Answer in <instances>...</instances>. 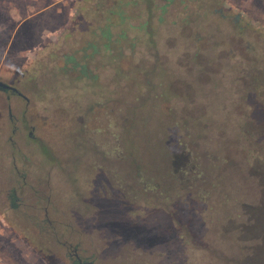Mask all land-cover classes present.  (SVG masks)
Returning <instances> with one entry per match:
<instances>
[{"label": "rangeland", "instance_id": "obj_1", "mask_svg": "<svg viewBox=\"0 0 264 264\" xmlns=\"http://www.w3.org/2000/svg\"><path fill=\"white\" fill-rule=\"evenodd\" d=\"M195 5L172 2L167 23H153L152 48L140 41L119 59L82 61L93 17L72 24V0H0V80L22 78L15 85L29 98L10 95L12 121L0 93V264H77L74 251L92 264H264V232L242 231L241 203L257 201L255 182L235 166L194 181L189 171L190 154L207 166L206 152L224 153L235 120H254L239 86L243 42L257 35L230 20L241 14L264 35V0H219L224 20L208 8L193 15ZM197 49L201 65L191 59ZM206 111L232 121L211 140L190 126L192 112ZM128 186L135 208L109 217L106 200ZM128 218L146 236L138 247L122 233Z\"/></svg>", "mask_w": 264, "mask_h": 264}, {"label": "trees", "instance_id": "obj_2", "mask_svg": "<svg viewBox=\"0 0 264 264\" xmlns=\"http://www.w3.org/2000/svg\"><path fill=\"white\" fill-rule=\"evenodd\" d=\"M163 1V3H158L157 0H72L76 13L72 24L80 26L83 24V20H86L87 14L93 17V20L89 19L87 24V29L93 40L84 42L85 45L80 49V59L83 61L85 58L101 52L119 59L123 57L125 49L134 51L140 41H144L147 46L152 48L155 44L154 35L158 31L153 23L166 24L164 14L168 12L171 3L176 2V0ZM179 1L182 3L184 0ZM191 2L196 3L195 6L190 7V13L193 15L199 16L202 9L208 8L211 11L213 10L214 13L221 15L222 20L228 16L227 14H222L223 11L216 9L215 5L219 0H190ZM143 5L144 7H142ZM184 9L186 8L184 7ZM156 11L159 13L155 16ZM143 13H146L145 18H143ZM182 21L185 22V26L187 21L184 19ZM213 21L215 22L216 20ZM230 22L239 32H253L257 35L256 42H248L246 40L243 42L242 47L245 51L247 69L239 86V89L243 92L241 100H245L246 106L252 108L254 120L252 119L253 122H249L247 116V120H244L243 117L238 122L237 120L233 121L236 130L235 134L222 141L224 153L221 150L206 152L207 157H210L207 166H203L198 160L200 153L197 154L195 152L194 156L190 154V180H199L200 175H205L210 170H218L225 165L232 168L235 166L241 176L247 177L248 179L246 180L255 182L259 192L257 201L255 203L245 201L241 203L242 213L247 220L246 223L242 224V231H244V237L262 239L261 235L264 232V35H261L262 33L241 14L231 18ZM168 24L172 27L177 25L176 21H170ZM178 26L181 25L178 24ZM200 52L201 50L197 49L192 53L191 59H193L194 65H201L198 63L201 60ZM37 60L41 62L40 58ZM63 61L71 62L75 66L73 55H63ZM27 71L29 70L27 69ZM78 73L82 74L83 71L79 70ZM26 78L30 79L29 76ZM12 80L16 84V82L21 83L23 79L14 77ZM23 85L25 86V84ZM25 87L27 88V86ZM240 103L241 101L237 102L238 105ZM243 113L244 111L241 113L242 116ZM226 115L218 118L211 113L208 114L207 111L200 115H195L192 112L190 114V126L196 127V131L199 130L196 133L197 139L203 136V130H205L211 134H208V139L211 140L214 138L213 133L215 131L219 129L226 131V127L231 125L230 113ZM254 134L255 137L253 136ZM233 149L235 152L240 153V159H237V161L231 157L230 153L234 152ZM177 163L179 162L174 160L173 167H171L170 171L167 170L168 173L174 172L173 168L176 167ZM200 180L199 187H202L201 184L207 183L203 178ZM204 190H206L205 192L208 191V189ZM136 195V190L128 186L125 191L119 189L117 193L110 196L105 202L108 206L107 209L109 210L110 208L109 211L112 213L109 217L119 220L124 214L123 210L131 211V209L135 208ZM125 221H128V225L124 227L122 233L127 238L133 239L136 247L140 246L146 237L142 234V227L132 218H128Z\"/></svg>", "mask_w": 264, "mask_h": 264}, {"label": "flooded vegetation", "instance_id": "obj_3", "mask_svg": "<svg viewBox=\"0 0 264 264\" xmlns=\"http://www.w3.org/2000/svg\"><path fill=\"white\" fill-rule=\"evenodd\" d=\"M6 83L9 84L12 87H15L18 92H21L18 89V87L15 85V82H6ZM0 93L3 94L2 95L3 100H1V101H4L5 102V105H6V108L5 109H6L7 116L9 118V120H12L13 121L12 106H11V104L8 101V100H10V97H11L10 95H13V96H17L19 98H22L24 101H27V102H28L29 98L26 97V95L23 94L22 92H21V94H19V93L15 92V91H12L11 89H6V90L0 89ZM1 113H2V111L0 109V116H1ZM0 118L2 119V117H0ZM12 126H13L12 132H14L15 129H16V126L13 125V124H12ZM31 128H33V127H31ZM30 133L31 132H29L28 135H30ZM74 255H75L76 259H77L78 264H92V261L82 260V258H80V256L75 251H74Z\"/></svg>", "mask_w": 264, "mask_h": 264}, {"label": "water", "instance_id": "obj_4", "mask_svg": "<svg viewBox=\"0 0 264 264\" xmlns=\"http://www.w3.org/2000/svg\"><path fill=\"white\" fill-rule=\"evenodd\" d=\"M0 89H3V90L11 89L12 91H15V92L21 94V92H18L15 87L10 86L9 84H7L6 82H4L2 80H0Z\"/></svg>", "mask_w": 264, "mask_h": 264}]
</instances>
